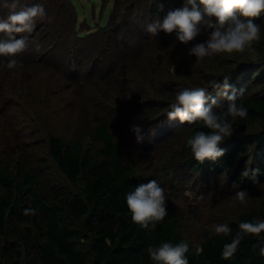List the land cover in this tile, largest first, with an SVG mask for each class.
Listing matches in <instances>:
<instances>
[{
	"label": "trees",
	"instance_id": "trees-1",
	"mask_svg": "<svg viewBox=\"0 0 264 264\" xmlns=\"http://www.w3.org/2000/svg\"><path fill=\"white\" fill-rule=\"evenodd\" d=\"M3 3L0 0V19H7L10 9ZM34 4L43 6L46 16L37 20L33 32L15 34L17 39L27 38V49L15 57L22 66L10 70L6 67L9 58L0 57V124L8 119V85L15 80L23 92L22 101L31 108L26 126L35 136L26 140L12 126L0 129V264H154L148 247L181 241L189 244V264H264L259 255L264 233L246 235L233 258L221 256L224 244L231 243L239 231V223L264 220V207L229 220L228 236L206 235L200 244L204 251L197 255L194 243L182 231L181 215L170 213L148 229L132 221L126 195L143 184L144 177L128 160L107 120L94 115L96 125L87 131L97 147L95 153L86 151L79 133L67 135L56 125L51 128L49 123L43 138L38 134L47 120L41 116L43 111L67 108L66 98L76 86L96 78L109 83L119 109L152 127L138 126L142 135L164 132L163 141L179 138L180 150L173 152L171 168L187 166L201 176H214L219 185L224 177L244 191L264 185V15L255 21L261 28V38L253 44L255 51L235 53L232 58L217 54L196 62L188 51L206 41L211 29L187 45L177 40L175 32L151 36L146 31L155 19L163 20L168 11L183 7L184 0H114L108 23L95 31L79 22L72 0H19L20 7ZM197 7L203 8L199 0ZM149 49L156 50L161 60H150ZM132 65L138 66L140 83L126 89L116 74ZM91 66L94 71L89 74ZM223 76H230L232 88L245 90L238 102L248 109V116L233 122V134L219 145L223 156L200 163L187 140L197 131L211 130L202 122L169 120L168 106L186 87H204L215 96L211 83L222 81ZM217 99L214 111L226 109L227 99ZM86 108L82 107V115ZM10 130L13 135L8 136ZM246 168L258 171L244 177ZM175 171L174 167L170 172ZM25 209H34L36 214L24 215Z\"/></svg>",
	"mask_w": 264,
	"mask_h": 264
},
{
	"label": "clouds",
	"instance_id": "clouds-1",
	"mask_svg": "<svg viewBox=\"0 0 264 264\" xmlns=\"http://www.w3.org/2000/svg\"><path fill=\"white\" fill-rule=\"evenodd\" d=\"M203 6L197 7V0H184V6L167 12L161 19H155L146 26V31L151 36H156L163 31L166 34L176 33L177 40L185 45L194 41L202 31L211 29L205 42L195 43L189 51V56H195L196 62L217 54L245 53L255 51L254 42L260 40L261 28L255 21L264 15V0H199ZM191 6V9L189 8ZM3 7L10 9L7 19H0V33L6 38L0 39V57H8L6 67L10 70L22 66V62L15 57L23 53L27 47V38H16L15 34L33 32L38 19H43L46 12L43 6L20 7L19 0H4ZM163 10V5H160ZM19 9V10H17ZM215 18L213 22L212 18ZM195 68V65L193 66ZM175 70V68H174ZM44 75V74H42ZM230 76H223L222 81H212L211 88L215 96L211 95L204 87H186L177 92L174 102L168 107L169 120L178 119L181 123L187 122L202 124L211 131H197L187 140L192 156L196 161L203 163L205 160L215 161L224 155L219 145L233 134V122L237 117L246 118L248 109L240 101L244 89L237 91L229 83ZM231 90V94L229 91ZM217 97L226 98V109L214 111L218 107ZM133 132L137 134V142L142 141L139 135L141 129L133 125ZM249 171L255 176L257 170L246 168L242 176L248 177ZM247 191L235 193V199L241 204L247 203ZM165 188L153 179L146 184H139L126 195V205L132 221L143 229L153 228L167 215ZM24 215H35L34 209H25ZM239 231L232 238L231 243L223 246L222 259L233 258L238 246L246 235L259 237L264 233V220L244 221L238 225ZM214 234H231L228 224H217L212 228ZM189 244L185 241L173 244L162 242L159 246L148 247L147 253L154 264H189L186 253ZM202 245L195 246L197 255L203 253ZM255 251V246H253ZM259 255L264 257V246L259 248Z\"/></svg>",
	"mask_w": 264,
	"mask_h": 264
},
{
	"label": "rangeland",
	"instance_id": "rangeland-1",
	"mask_svg": "<svg viewBox=\"0 0 264 264\" xmlns=\"http://www.w3.org/2000/svg\"><path fill=\"white\" fill-rule=\"evenodd\" d=\"M72 2L77 10L79 22H86L92 29L94 28L93 31L108 23L114 5V0H72ZM149 51L147 57L150 60H161V55H158L156 50ZM247 53L249 54V51ZM234 54L226 53V56L232 58ZM178 59L184 58L179 56ZM184 61L186 60L184 59ZM93 69L91 66L89 74H92ZM119 71L116 76L118 75L126 89L135 88V84L140 83L137 65ZM20 78L26 80L21 76ZM37 80L41 82L39 76ZM90 80L92 83L84 84L82 82L76 86L75 92L71 96H67L66 101L69 102L67 108L48 109L42 112L41 116L46 117L47 120L43 126L38 128L39 131L37 130L40 138L45 136L47 125L50 123L51 128L56 125L60 132L67 135L79 133V136L84 138L86 151L95 153L97 147L88 138L87 131L92 130L96 125L94 115H97L101 120H107L112 131L116 134L117 143L125 148L128 160L144 177L143 184L155 179L165 188V194L168 197V201H166L167 213L181 215L183 218L182 231L195 246L200 245L206 235L214 234L212 231L214 225L227 224L241 212L264 207V185L247 191L249 195L247 203L241 204L235 199V193L241 190L228 183L224 177L220 178L222 181L219 185L214 176L211 178H209L211 175L201 176L187 166L180 170L178 167L180 164H175L176 171L171 173L170 171L174 170V167L170 166L173 152L178 154V150H180L177 144L179 138L177 137L175 141H163L166 139L164 132L153 136H144L141 132L139 135L142 137V141L138 142L140 146L134 145L137 142V134L131 130L132 126L136 125L143 129L145 127L148 130H151L152 127L144 126L142 119L135 120V117L130 116L121 108L119 109L116 95L110 92L112 89L109 83L98 82L96 78ZM23 84L20 85L23 87ZM35 88L39 89L37 85ZM22 95L23 92L19 89L18 82L10 81L7 105L11 108L7 121L0 124V129L3 126H12L14 132L22 131L25 139L30 140L35 138L30 135V130H27L29 126H26L29 123L27 112H30L31 108L27 102L22 101ZM85 106L89 109L86 111V115H82L85 112L80 111ZM167 128H169L168 124ZM162 131L164 130L161 129ZM7 135H13V131H8ZM144 145L148 146L144 147Z\"/></svg>",
	"mask_w": 264,
	"mask_h": 264
}]
</instances>
